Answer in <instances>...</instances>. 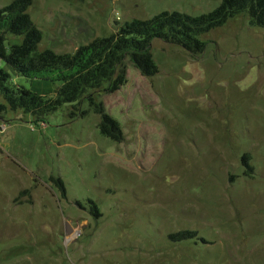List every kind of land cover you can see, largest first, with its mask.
<instances>
[{
  "label": "rangeland",
  "instance_id": "rangeland-1",
  "mask_svg": "<svg viewBox=\"0 0 264 264\" xmlns=\"http://www.w3.org/2000/svg\"><path fill=\"white\" fill-rule=\"evenodd\" d=\"M220 1L31 0L27 11L38 48L71 53L125 21ZM201 39L193 56L154 38V75L125 60L120 88L95 93L120 141L100 133L85 100L43 127L4 114L0 264H264V27L238 14ZM7 70L47 96L61 83ZM183 230L194 234L170 237Z\"/></svg>",
  "mask_w": 264,
  "mask_h": 264
},
{
  "label": "trees",
  "instance_id": "trees-1",
  "mask_svg": "<svg viewBox=\"0 0 264 264\" xmlns=\"http://www.w3.org/2000/svg\"><path fill=\"white\" fill-rule=\"evenodd\" d=\"M30 4L31 0H12L0 7V118L11 110L45 122L46 116L63 104L75 107L85 100L99 116L100 133L113 141L121 140L119 123L105 111L95 93L120 88L126 81L125 60L141 75H154L158 70L150 52L154 38L179 45L194 56L205 49L202 34L238 14H245L251 26L264 27V0H221L214 9L198 15L163 10L146 19L134 18L108 36L94 37L71 53H58L38 48L42 33L27 11ZM16 37L19 40L13 39ZM7 68L17 76L61 83L53 95L39 94L13 82ZM50 178L63 191L61 179ZM93 214L98 215L95 206ZM193 234L183 230L170 237Z\"/></svg>",
  "mask_w": 264,
  "mask_h": 264
},
{
  "label": "built area",
  "instance_id": "built-area-1",
  "mask_svg": "<svg viewBox=\"0 0 264 264\" xmlns=\"http://www.w3.org/2000/svg\"><path fill=\"white\" fill-rule=\"evenodd\" d=\"M39 125L41 127L45 126V122L44 121H38ZM31 129H33V126H31Z\"/></svg>",
  "mask_w": 264,
  "mask_h": 264
},
{
  "label": "crops",
  "instance_id": "crops-1",
  "mask_svg": "<svg viewBox=\"0 0 264 264\" xmlns=\"http://www.w3.org/2000/svg\"><path fill=\"white\" fill-rule=\"evenodd\" d=\"M0 126H1V127H4V126H5V122L3 121L2 118H0Z\"/></svg>",
  "mask_w": 264,
  "mask_h": 264
}]
</instances>
